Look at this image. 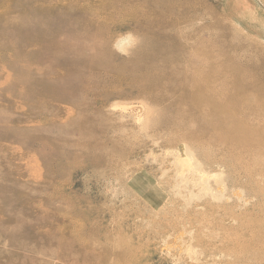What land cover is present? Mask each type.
Here are the masks:
<instances>
[{"label": "rangeland", "instance_id": "obj_1", "mask_svg": "<svg viewBox=\"0 0 264 264\" xmlns=\"http://www.w3.org/2000/svg\"><path fill=\"white\" fill-rule=\"evenodd\" d=\"M121 1L0 0V264H264V135L237 158L176 128L166 82L132 76L154 64L136 23L161 4ZM186 1L196 16L178 28L207 49L235 34L238 49H213L264 87V0Z\"/></svg>", "mask_w": 264, "mask_h": 264}, {"label": "bare ground", "instance_id": "obj_2", "mask_svg": "<svg viewBox=\"0 0 264 264\" xmlns=\"http://www.w3.org/2000/svg\"><path fill=\"white\" fill-rule=\"evenodd\" d=\"M142 1H146L154 9L161 4L162 11L156 14L159 20H154L152 25H148L149 23L144 19L136 23V30L140 29V32L146 30L153 38L151 39L152 42L144 41L147 45L145 43L144 46L141 44L143 51L152 50V55L141 54V57L142 59L145 57L148 61L152 60L154 64L146 67L148 71L143 69L146 73L143 71L141 78L133 67L132 76L135 78V82L139 84L155 81L166 82L169 90L166 94H163L162 100L171 99L170 104L165 108V113L176 118V122H172L175 123L176 128L183 129L187 120H190L194 125L202 126V134L210 135V138L214 141L225 145L228 148V153L237 158H241L249 150V152H260L263 149V143H260L255 149H251L245 143L250 141L249 136L253 137L260 135V133L264 135V131L259 132L253 127L255 125L253 119H257L258 122L264 119V87L255 82L252 79L254 77L247 72V69L240 67L232 56H225L223 52L217 51L216 53L214 50L216 49L215 43L220 45L221 48L226 45L238 49L237 44H235L237 41H234L236 35L220 30H218L219 32L213 31L210 40L207 41V45H212V47L207 49L204 47L203 43L205 41L201 37H195L193 33L185 30L181 31L178 28L181 22L189 20V13L194 17L196 16L192 8L190 9L191 5L187 3L188 1L184 0L179 3L178 9L187 7L178 14L175 13L176 3L173 0ZM153 1L158 2V4H153ZM169 13H173V15L168 16ZM26 17L23 15L21 19L28 20ZM156 27L160 32L159 36L155 32ZM230 36L232 39L229 38ZM112 42V40L108 42L109 54H113L115 51ZM67 43L54 42L51 50L56 52L57 55H64L65 53L75 55L76 53L80 54L81 51L85 53L91 50L89 48H73ZM156 43L157 45L153 47ZM120 44L115 43V46L120 48ZM166 55L167 57H165ZM184 57L183 64L182 59ZM88 60L91 61V59L84 57L78 64ZM128 60V58H125V63L120 66L121 69H127ZM145 64L148 63L145 62ZM119 80L121 81V79ZM146 90L150 92V89ZM176 94L178 96H175ZM185 106L188 110L183 112ZM209 125L219 129V131L216 128L215 131L213 130L215 133L217 132L216 135L209 129ZM167 126L171 127L172 125ZM189 134L192 138H199L196 133ZM185 152L188 154V150ZM50 242H52L51 239ZM44 254L46 253L43 252ZM52 256H54L53 253ZM76 264H82V260L76 261Z\"/></svg>", "mask_w": 264, "mask_h": 264}]
</instances>
